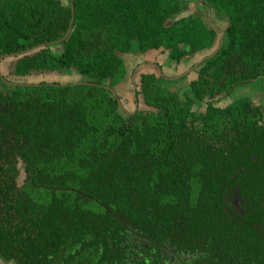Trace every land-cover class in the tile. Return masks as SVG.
Masks as SVG:
<instances>
[{
  "label": "trees",
  "instance_id": "1",
  "mask_svg": "<svg viewBox=\"0 0 264 264\" xmlns=\"http://www.w3.org/2000/svg\"><path fill=\"white\" fill-rule=\"evenodd\" d=\"M203 1L212 17L226 15L227 40L202 64L186 99L169 93L171 83L162 77L143 85L150 111L121 113L101 84L115 87L125 79L126 55L166 47L179 61L212 47L219 30L209 15L178 18L189 0H74L73 30L61 54L44 49L20 60L22 75L32 69L75 72L96 85L7 86L11 92H0L11 114L0 113V137L18 134V155L31 173L22 189L6 181L0 190V204L17 200L7 203L5 215L0 210L3 258L104 264L115 252L111 244L119 247L129 231H171L201 249L216 246L214 232L238 223L223 199L239 183L243 197L247 185L264 184V125L256 118L254 127L238 123L247 104H210L205 112L198 106L207 90L240 80L230 67L239 57L247 62L243 53L264 54V0ZM72 18L71 0H0V54L58 40ZM228 127L236 132L232 140L224 133ZM4 147L0 141V154ZM253 154L260 159L253 162ZM13 209L23 220L18 228L11 224ZM31 241L34 251L27 249Z\"/></svg>",
  "mask_w": 264,
  "mask_h": 264
},
{
  "label": "flooded vegetation",
  "instance_id": "2",
  "mask_svg": "<svg viewBox=\"0 0 264 264\" xmlns=\"http://www.w3.org/2000/svg\"><path fill=\"white\" fill-rule=\"evenodd\" d=\"M196 1H199V6L192 3V0H189V7L191 5L193 6L192 12L188 13L187 11V15L206 14L209 15L211 20H214H212V23L218 28L219 33L213 46L205 50L197 51L192 55L184 56L179 61L171 56V48L161 47L160 49L142 52L135 55L139 59V63L137 67L133 68V72L129 70L133 66L129 57L133 58V56L126 55L128 73L120 83L126 81L128 76H130L129 78L132 79L133 96L131 99L133 102L119 92L118 85L120 83L115 87L110 86L108 82L101 84L102 87H105V85L110 87L105 88L118 100L119 111L121 113L132 116L137 112L143 111L139 110L141 107L140 98L146 104L142 86L158 83L159 77L171 83L169 93L186 99L192 82L200 78L202 64L207 59L217 55L223 47L227 40V26L229 24L226 15L215 14L212 17V10L207 7L206 3L203 0ZM62 38L44 42L23 50L0 54V92L4 93L2 97H5L8 92H11L10 90L7 91L9 89L7 86L11 88H32L42 85L56 87L87 84L96 85V83L86 81L83 76L75 72L44 69H32L24 75L17 72V67L21 59L32 58L44 49H49L53 55H60L61 53L57 54L53 52L51 47L57 44L62 49V42L64 41L61 40ZM261 38L262 45H264V33L261 35ZM201 53H204V55L201 56ZM249 53H243V57L247 59L246 63L239 57L240 60L237 58L230 67V75L238 76L240 80L229 87L220 88V90H207L208 95L204 97L202 105L198 106L200 111L205 112L204 110L210 104L215 108H226L232 104L243 103L247 104V108L243 110H248L249 112L246 116L243 113L244 111H240L237 119L238 123L242 126L254 127L253 120L256 118L259 119V124L264 125V54L257 55L255 54V50ZM7 66L9 68L8 70ZM47 73H55L56 75L54 76L57 78L52 80H35L37 76ZM63 74H72L73 78L80 76L81 79L77 81H61L59 75L61 76ZM149 77H153V80L148 81ZM2 97L0 96V113L10 114L9 105L3 101ZM131 103L134 106L130 109L128 107H132L130 106ZM233 124L234 121L232 122ZM228 129L224 130V133H227L229 140H232L236 132L229 127ZM17 136L18 134L13 137L12 132L9 131L6 138L0 137V141L5 140L6 147H8H4V151L0 154L2 156L0 159V190L5 187L3 192L7 189L6 181L10 184L14 183L16 189H22L26 186L27 179L31 174L27 169L28 163L18 155V152L22 149V144L18 141ZM262 144L264 147V139ZM258 158L260 159L259 155L255 156L253 154L252 161H257ZM261 158H263L264 163V152ZM242 188H244L243 184H237L234 189V194L232 196H226L223 199L224 207L226 205L229 206V217L234 218L238 223L234 222L232 229L229 231L225 230L221 233V230H217L213 233L214 238L211 242L216 246L194 249L193 247L187 246V241L173 238L171 231L144 232L137 229L136 231L123 233V237L118 242L119 247L116 248L111 244L115 248V252L111 255V260L104 264H264V184L247 185L245 197L242 195ZM7 203H17V200L6 199L4 202H1L0 210L4 215L7 213V210L9 211ZM27 203V199H24V210H27ZM95 203L98 207L102 208L101 204ZM98 207H96L98 214H100L99 212L104 213ZM12 215L10 214V218L12 217L11 224L18 228L23 223V220L15 213V209L12 210ZM23 234L24 237L28 236L26 233ZM34 245V241L28 242L27 249L34 251ZM0 258L7 264H18L13 258L6 260L1 253ZM41 264H43V261ZM57 264L62 263L58 262Z\"/></svg>",
  "mask_w": 264,
  "mask_h": 264
},
{
  "label": "rangeland",
  "instance_id": "3",
  "mask_svg": "<svg viewBox=\"0 0 264 264\" xmlns=\"http://www.w3.org/2000/svg\"><path fill=\"white\" fill-rule=\"evenodd\" d=\"M64 1H66V0H64ZM192 3H194L195 5H198V6L200 4L199 1H196V0H192ZM51 48H52L53 52H55L57 54L61 53V51H62L61 46H59L57 44L53 45ZM203 55H204V53H201V56H203ZM134 57L135 56H133V58L129 57V60L132 62V65H133L132 68H129L130 72H133L134 71L133 68L137 67V65L139 63V59L136 58V57L134 58ZM8 69L9 68L7 66V70ZM54 75H56V74L55 73H53V74L52 73H47V74H44V75L37 76L35 78V80H43V79H45V80H52V79L57 78ZM129 77L130 76H128V78H127L126 81H124V82H122V83H120L118 85V90L124 96H127V99L128 100H130V101L133 102V100L131 99V97L133 96V93H132V89H133L132 88V79L129 78ZM59 79L61 81H69V80H71V81L72 80L77 81V80H80L81 77L80 76H77L76 78H73L72 74H63L61 76L59 75ZM140 104H141V107L139 108V110H145V111L153 110V108H151L150 106L146 105L141 98H140ZM130 106H132V107H128V106L127 107L130 108V109L133 108V106H134L133 103H131Z\"/></svg>",
  "mask_w": 264,
  "mask_h": 264
},
{
  "label": "water",
  "instance_id": "4",
  "mask_svg": "<svg viewBox=\"0 0 264 264\" xmlns=\"http://www.w3.org/2000/svg\"><path fill=\"white\" fill-rule=\"evenodd\" d=\"M71 6H72L73 18L71 20L70 27H69L68 31L66 32V34L64 35V37L61 39L62 41L63 40H66L71 35V32L73 30V25H74V21H75V6H74L73 0L71 2ZM105 87L110 88L108 85H105ZM113 92L115 93L114 90H113ZM121 107L123 108L122 104H121ZM123 110H124V108H123ZM0 264H7V263L3 259L0 258Z\"/></svg>",
  "mask_w": 264,
  "mask_h": 264
},
{
  "label": "crops",
  "instance_id": "5",
  "mask_svg": "<svg viewBox=\"0 0 264 264\" xmlns=\"http://www.w3.org/2000/svg\"><path fill=\"white\" fill-rule=\"evenodd\" d=\"M201 5H202V3H201ZM192 6L193 5H191L186 11H185V15H187V11H188V13H191L192 12ZM203 6V5H202ZM185 15H180L178 18H182V17H184ZM175 19H177V18H175Z\"/></svg>",
  "mask_w": 264,
  "mask_h": 264
}]
</instances>
